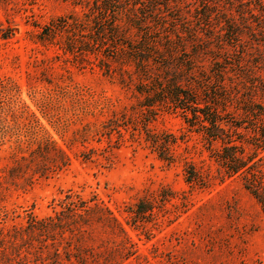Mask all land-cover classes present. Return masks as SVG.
<instances>
[{
    "label": "rangeland",
    "instance_id": "rangeland-1",
    "mask_svg": "<svg viewBox=\"0 0 264 264\" xmlns=\"http://www.w3.org/2000/svg\"><path fill=\"white\" fill-rule=\"evenodd\" d=\"M169 1L192 20L196 0ZM76 2L0 0V238L30 215H52L72 193L103 205L122 225L135 254L121 264H264V211L242 176H226L215 161L220 142L177 114L156 111L145 123L149 135L173 139L171 162L161 160L146 140L135 94L36 42L51 20L80 14ZM45 140L69 164L44 176H16L11 168ZM257 157L264 174V153ZM139 202L152 212L136 217Z\"/></svg>",
    "mask_w": 264,
    "mask_h": 264
},
{
    "label": "trees",
    "instance_id": "trees-1",
    "mask_svg": "<svg viewBox=\"0 0 264 264\" xmlns=\"http://www.w3.org/2000/svg\"><path fill=\"white\" fill-rule=\"evenodd\" d=\"M77 1L81 13L51 20L36 42L96 67L135 94L146 140L161 160L171 162L173 139L149 135L145 123L156 111L177 114L209 142H220L215 161L226 176H242L264 211L257 157L264 153V0H196L191 21L169 0ZM169 8L177 14L170 16ZM43 142L11 168L16 176H44L69 164L53 142ZM90 202L66 193L52 215H30L24 227L0 238V264H121L134 256L115 216ZM151 212L139 202L133 214Z\"/></svg>",
    "mask_w": 264,
    "mask_h": 264
}]
</instances>
